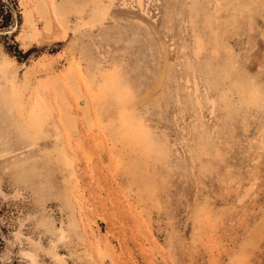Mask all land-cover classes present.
Masks as SVG:
<instances>
[{"label":"rangeland","instance_id":"rangeland-1","mask_svg":"<svg viewBox=\"0 0 264 264\" xmlns=\"http://www.w3.org/2000/svg\"><path fill=\"white\" fill-rule=\"evenodd\" d=\"M0 264H264V0H0Z\"/></svg>","mask_w":264,"mask_h":264},{"label":"bare ground","instance_id":"bare-ground-1","mask_svg":"<svg viewBox=\"0 0 264 264\" xmlns=\"http://www.w3.org/2000/svg\"><path fill=\"white\" fill-rule=\"evenodd\" d=\"M63 120L65 119V118H62Z\"/></svg>","mask_w":264,"mask_h":264}]
</instances>
